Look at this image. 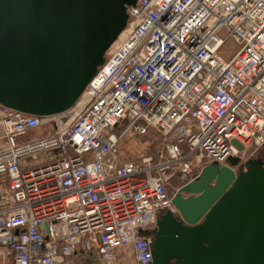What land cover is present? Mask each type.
<instances>
[{"label": "built area", "instance_id": "2783aa9c", "mask_svg": "<svg viewBox=\"0 0 264 264\" xmlns=\"http://www.w3.org/2000/svg\"><path fill=\"white\" fill-rule=\"evenodd\" d=\"M126 10L123 38L74 107L46 118L0 107V262L72 264L79 252L115 264L129 248L153 264L151 228L175 213V194L205 165L264 148V0ZM226 40L238 47L228 60ZM150 130L160 149L120 153Z\"/></svg>", "mask_w": 264, "mask_h": 264}, {"label": "water", "instance_id": "95a60500", "mask_svg": "<svg viewBox=\"0 0 264 264\" xmlns=\"http://www.w3.org/2000/svg\"><path fill=\"white\" fill-rule=\"evenodd\" d=\"M136 2L0 0V107L38 118L70 110ZM172 205L151 234L153 264H264V160L209 163Z\"/></svg>", "mask_w": 264, "mask_h": 264}, {"label": "rangeland", "instance_id": "374dc122", "mask_svg": "<svg viewBox=\"0 0 264 264\" xmlns=\"http://www.w3.org/2000/svg\"><path fill=\"white\" fill-rule=\"evenodd\" d=\"M223 38L226 37V33L221 34ZM238 50L235 43L230 40H226L225 45L223 46V58L228 60L231 58ZM70 117L65 118L64 121L68 122ZM48 127V126H47ZM40 129V128H39ZM50 130V128L48 127ZM159 135H157L154 131L150 130L148 133L142 137H129L125 142L120 144V153L124 156L134 157L141 149H147L149 151H154L156 149H160L158 144ZM244 161H248L251 159H261L264 160V148L259 149L257 152L252 153V149H249L247 153L244 155ZM176 188V182L172 184V188ZM177 215V214H176ZM155 227L151 228V234ZM0 264H6L5 261H1Z\"/></svg>", "mask_w": 264, "mask_h": 264}, {"label": "crops", "instance_id": "0c3cea01", "mask_svg": "<svg viewBox=\"0 0 264 264\" xmlns=\"http://www.w3.org/2000/svg\"><path fill=\"white\" fill-rule=\"evenodd\" d=\"M50 132L47 126H43L40 129H36L32 133H30L28 136L25 137L26 140L31 139H38L41 138L44 135H47ZM2 142V140H0ZM144 150L141 149L134 157L131 156H125L130 159H135L138 157L139 154H141ZM0 192L3 194L4 192V186L0 185ZM115 264H135L131 249L129 248H119L115 252ZM72 264H102L98 262L92 255H84L82 253H76L73 258L71 259Z\"/></svg>", "mask_w": 264, "mask_h": 264}, {"label": "bare ground", "instance_id": "6f19581e", "mask_svg": "<svg viewBox=\"0 0 264 264\" xmlns=\"http://www.w3.org/2000/svg\"><path fill=\"white\" fill-rule=\"evenodd\" d=\"M124 34L125 33H122L119 37H118V39L112 44V46L109 48L110 50H112L113 49V47H115V46H117L118 45V43L120 42V40L123 38V36H124ZM108 49V50H109ZM108 52V51H107ZM106 52V53H107ZM106 56V55H105Z\"/></svg>", "mask_w": 264, "mask_h": 264}]
</instances>
